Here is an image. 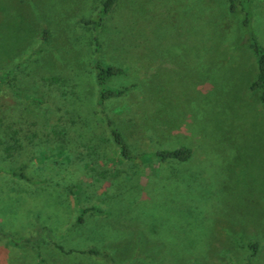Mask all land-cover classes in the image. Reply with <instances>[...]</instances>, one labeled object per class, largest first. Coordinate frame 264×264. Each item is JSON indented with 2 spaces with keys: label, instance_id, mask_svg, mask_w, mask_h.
Instances as JSON below:
<instances>
[{
  "label": "rangeland",
  "instance_id": "374dc122",
  "mask_svg": "<svg viewBox=\"0 0 264 264\" xmlns=\"http://www.w3.org/2000/svg\"><path fill=\"white\" fill-rule=\"evenodd\" d=\"M100 2L0 0V264H106L59 247L89 245L121 264H264V103L240 23L243 9L264 47V0L233 13L227 0H116L94 31L81 19ZM95 47L124 67L108 81L123 93L101 106ZM108 118L132 148L192 154L153 158L154 171L122 160Z\"/></svg>",
  "mask_w": 264,
  "mask_h": 264
},
{
  "label": "trees",
  "instance_id": "16d2710c",
  "mask_svg": "<svg viewBox=\"0 0 264 264\" xmlns=\"http://www.w3.org/2000/svg\"><path fill=\"white\" fill-rule=\"evenodd\" d=\"M116 0H101L100 5L98 9L95 11V13L91 17L82 18L81 22L83 24L89 25L94 31H97L100 25L104 22L107 15L110 13L114 3ZM239 0H227L228 3V9L230 12H236L237 11V3ZM243 11L242 17H241V26L246 31V44L247 46L254 52L255 58H256V64H257V72L256 76L249 84L250 90H259V99L261 102L264 103V47L256 40L255 35L249 28V19H248V13L245 10ZM47 30L43 29V35L42 40L46 38ZM92 68H93V74H94V80L96 83V101L98 105H102L104 100L118 96L123 93L124 90L119 89L115 86H109L108 81L113 80L117 78L118 76L122 75L124 73V67L121 65H118L116 63H105L97 50V47H95V55L92 61ZM11 69L8 70H0V79L4 80L6 83L11 84V77H10ZM0 123L6 127L7 129L10 126L8 116L6 114L0 116ZM106 126L108 127L109 135L112 140V142L116 145L118 154L120 156V159L125 161H144V162H150L151 159L155 158L158 161H165L169 159H173L179 162L187 161L191 154L192 149L188 145H180L179 147L175 148H166L161 147L154 150H146V149H140V148H132L128 142L123 138L121 133L112 125V120L108 118L106 120ZM20 131H17L16 133L19 135L16 137V140H19L21 146L25 142L24 136H22ZM52 132V131H51ZM4 134V133H3ZM50 134V131L45 129V127L37 128L33 131V138H38L43 135ZM5 136V134H4ZM10 137V136H9ZM11 140H14V137H10ZM6 147L3 148V151L7 155L15 156L18 154L19 151L22 149L19 147L17 150L13 149L12 143L6 142ZM25 166V164H21L18 167L17 171H14V174L18 175V178L21 180H29V178L23 173L22 168ZM150 168L154 171V166L149 163ZM186 180L180 179L174 181V186H178V184H185ZM188 182V181H186ZM183 190V189H182ZM175 196L182 198L184 195V192L182 191H173ZM98 212L100 211V208L94 205L90 206H84L80 207L78 210L77 215L74 218L75 224H84L86 222V218L92 214V212ZM3 235H6L3 233ZM13 239V238H12ZM15 241V238L13 239ZM254 242L250 243V247H255ZM63 251L70 252V251H78L83 254L87 255H93V256H99L102 258L106 264H121L107 249L106 247H97V246H85L83 248H76V247H65V246H59ZM39 264H44L43 260L39 259Z\"/></svg>",
  "mask_w": 264,
  "mask_h": 264
}]
</instances>
